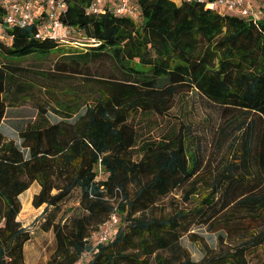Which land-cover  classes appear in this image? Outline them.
<instances>
[{"label": "trees", "instance_id": "1", "mask_svg": "<svg viewBox=\"0 0 264 264\" xmlns=\"http://www.w3.org/2000/svg\"><path fill=\"white\" fill-rule=\"evenodd\" d=\"M65 1L62 23L95 45L66 52L50 75L91 72L96 87L82 114L80 95L60 121L40 118L17 129L21 148L0 131V264H25L24 246L31 239L17 216L19 196L33 183L39 191L32 206L44 205L45 212L74 190L81 193L83 215L65 224L52 218L42 224L56 243L47 264H78L84 257L85 264H249L248 256L264 246V5L253 22L206 8L213 0H133L140 14L134 21L110 10L88 14L93 0ZM3 17L0 6V23ZM37 29L36 24L9 29L11 42L0 41V125L7 106L41 86L25 80L26 70L11 59L59 48L53 40L36 39ZM50 88L43 87L47 97ZM182 91L253 114L261 129L256 133L255 120L237 126L240 136L230 164L197 205L157 214V202L174 189L189 184L186 201L196 193L199 162L187 141L170 135L141 144L135 160L137 134L130 118L138 112L163 115ZM73 115L74 122L65 120ZM231 208L250 215L241 229L224 227L239 231L240 239L224 247L220 236L217 250L201 241L203 257L192 261L179 242L182 234ZM113 213L115 233L96 243L92 235Z\"/></svg>", "mask_w": 264, "mask_h": 264}, {"label": "rangeland", "instance_id": "2", "mask_svg": "<svg viewBox=\"0 0 264 264\" xmlns=\"http://www.w3.org/2000/svg\"><path fill=\"white\" fill-rule=\"evenodd\" d=\"M255 7L264 5V0H255ZM232 16H239L235 11H223ZM70 40L87 42L82 32L73 31ZM74 49L68 43H59V48L46 55H33L23 59H11V64L24 68V79L38 83L40 89H32L19 96V101L13 106H7L6 115L0 125V131L7 140H12L19 148L20 140L16 130L40 118L48 123H55L62 118L61 112L68 111L65 107H72L73 102H79V96L84 98L80 103L79 114L84 112L83 102L89 103V92L92 85V73L84 75H50L53 65L63 54ZM77 51H81L76 49ZM84 52V51H83ZM56 81V84H51ZM43 85V86H42ZM44 85L51 87L50 97L43 91ZM93 87H96L93 86ZM171 102V108L163 115L152 112H138L130 118V122L137 134L136 147L132 150L133 158L140 156L139 146L146 142L159 141L164 138L179 137L187 141L199 162V170L194 177L196 193L185 200L187 184L174 189L166 197L157 202L155 213L169 214L176 210H189L200 202L209 191L214 177L230 164L234 148L239 141V130L236 129L241 122L256 121V133L260 132L259 119L246 112L234 109H225L207 101L197 92L182 91L176 94ZM41 110L46 113H41ZM74 122L76 115L65 118ZM238 148V147H237ZM39 191L37 183L19 196L21 210L17 220L22 227L30 233V241L24 246L25 264H47L51 259L56 243L52 230L44 231L42 224L52 218L55 223L65 224L70 219L84 214L80 206L81 193L74 190L69 197L63 200L56 208L45 206L39 208L32 206V198ZM248 212L240 208H231L221 212L210 224L193 223L188 231L183 233L179 242L194 262L203 257L201 241L213 249L220 247L219 237H222L224 247L240 239L241 233L237 230L224 229L227 226H236L241 229L242 222L247 224ZM260 223L257 225V227ZM247 226V225H246ZM245 226V227H246ZM251 224L248 226L250 228ZM93 237V236H92ZM249 264H264V246L257 250L255 255L248 256ZM78 264H85V257Z\"/></svg>", "mask_w": 264, "mask_h": 264}, {"label": "built area", "instance_id": "3", "mask_svg": "<svg viewBox=\"0 0 264 264\" xmlns=\"http://www.w3.org/2000/svg\"><path fill=\"white\" fill-rule=\"evenodd\" d=\"M180 0H175L179 2ZM187 2H203V0H185ZM255 0H213L205 2V7L211 10L235 11L242 17H251L253 22L262 16L261 10L254 7ZM0 6L4 10V17L0 23V41L11 42V36L7 30L24 28L36 24L38 29L35 38L40 40L50 39L57 43H68L74 49L95 45L94 40H70L73 30L65 26L60 17L66 11L65 0H0ZM107 10L118 16H126L134 21L139 20V9L133 0H93L88 6L87 13L100 14ZM223 13V12H222ZM101 176H99L100 178ZM117 217L110 215L92 236L96 243L106 242L115 233Z\"/></svg>", "mask_w": 264, "mask_h": 264}, {"label": "crops", "instance_id": "4", "mask_svg": "<svg viewBox=\"0 0 264 264\" xmlns=\"http://www.w3.org/2000/svg\"><path fill=\"white\" fill-rule=\"evenodd\" d=\"M254 3H255V2H254ZM254 7H255V5H254ZM32 185H33V184H32ZM32 185H31V186H32ZM31 186H30V187H31Z\"/></svg>", "mask_w": 264, "mask_h": 264}]
</instances>
